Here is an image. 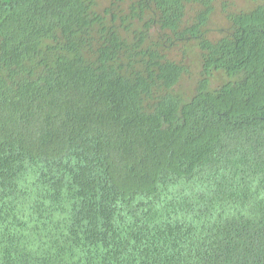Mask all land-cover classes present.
<instances>
[{"label": "trees", "instance_id": "1", "mask_svg": "<svg viewBox=\"0 0 264 264\" xmlns=\"http://www.w3.org/2000/svg\"><path fill=\"white\" fill-rule=\"evenodd\" d=\"M0 0V264H264V0Z\"/></svg>", "mask_w": 264, "mask_h": 264}, {"label": "rangeland", "instance_id": "2", "mask_svg": "<svg viewBox=\"0 0 264 264\" xmlns=\"http://www.w3.org/2000/svg\"><path fill=\"white\" fill-rule=\"evenodd\" d=\"M240 4H241V7H243V8H249L250 7V5H252V4H250L248 1H246V0H241L240 1Z\"/></svg>", "mask_w": 264, "mask_h": 264}]
</instances>
